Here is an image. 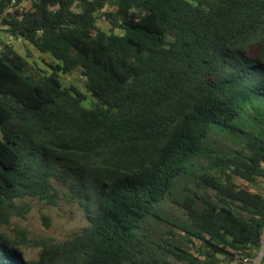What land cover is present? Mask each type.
<instances>
[{
	"label": "trees",
	"instance_id": "1",
	"mask_svg": "<svg viewBox=\"0 0 264 264\" xmlns=\"http://www.w3.org/2000/svg\"><path fill=\"white\" fill-rule=\"evenodd\" d=\"M23 1L0 0V264H240L256 250L264 193L237 179L264 182V115L237 118L264 107V0ZM74 69L84 91L60 80ZM55 182L79 231L2 228L26 197L54 204Z\"/></svg>",
	"mask_w": 264,
	"mask_h": 264
},
{
	"label": "rangeland",
	"instance_id": "2",
	"mask_svg": "<svg viewBox=\"0 0 264 264\" xmlns=\"http://www.w3.org/2000/svg\"><path fill=\"white\" fill-rule=\"evenodd\" d=\"M98 25L103 28L107 27V23L102 18L98 19ZM2 36H4V34ZM9 39L12 40V44L20 53L25 54L26 51L29 52L30 57H28V61L32 65L36 61L41 69L46 68V63L50 60L47 55H42L43 57H40L37 50L29 43L23 46L19 39H12L11 37ZM60 80L65 85L73 84L78 89L84 91V77L79 73L78 69H74L68 74H60ZM93 100L92 97L88 96L89 103H92ZM263 115L264 107L261 106L260 103L247 100L243 105L240 116L237 118V122L239 124H245L247 118L259 119ZM237 181L242 186L264 193V182L262 180H258L255 184H249L240 179H237ZM54 185L58 191L54 204H45L37 198L26 197L24 200L31 205L29 212L26 213L24 218L13 217L10 223L4 225L2 228L11 232L15 225H19L25 228L28 235L31 237L52 236L57 241H63L66 238L72 237L86 224L85 216L76 201L69 200L64 196L66 188L58 182H55ZM41 214L47 218L48 224H45L41 218ZM26 253L28 256H35L36 250L28 249ZM232 264L237 263L232 262ZM260 264H264V257Z\"/></svg>",
	"mask_w": 264,
	"mask_h": 264
},
{
	"label": "built area",
	"instance_id": "3",
	"mask_svg": "<svg viewBox=\"0 0 264 264\" xmlns=\"http://www.w3.org/2000/svg\"><path fill=\"white\" fill-rule=\"evenodd\" d=\"M14 1V0H12ZM27 0H24L20 3V6H26ZM19 7V9H21ZM8 42V41H7ZM2 47V43L0 42V48ZM264 255V227L262 233L260 234V243L259 247L256 250H252L249 254H244L240 259V264H260Z\"/></svg>",
	"mask_w": 264,
	"mask_h": 264
},
{
	"label": "water",
	"instance_id": "4",
	"mask_svg": "<svg viewBox=\"0 0 264 264\" xmlns=\"http://www.w3.org/2000/svg\"><path fill=\"white\" fill-rule=\"evenodd\" d=\"M141 10H142V8L141 7H138V14L141 13Z\"/></svg>",
	"mask_w": 264,
	"mask_h": 264
}]
</instances>
